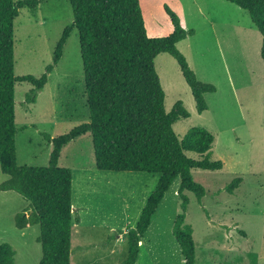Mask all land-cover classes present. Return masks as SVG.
<instances>
[{"label": "rangeland", "instance_id": "374dc122", "mask_svg": "<svg viewBox=\"0 0 264 264\" xmlns=\"http://www.w3.org/2000/svg\"><path fill=\"white\" fill-rule=\"evenodd\" d=\"M140 2L149 36L163 37L174 30L165 4L178 14L184 28L194 29L195 34L177 46L200 80H219L220 94L210 98L211 110L200 114L176 59L167 52L155 59L166 92V110L170 111L177 100H182L191 114L174 123L178 138L182 139L193 126L207 128L215 135L212 159L224 163L220 170H192L195 181L206 189L201 204L193 192H186L190 200L186 222L194 230L196 263L264 264L262 34L247 10L227 0ZM72 23L69 0H45L35 9L22 8L14 23L15 74L39 77L44 73L53 61L65 27ZM31 89L27 81L15 85L17 159L20 165L43 166L49 163L53 145L41 133L57 137L90 117L77 29L71 32L61 60L50 73L46 86L38 92L34 105L26 101ZM28 123L31 124L22 129V124ZM187 155L200 159L196 152L187 151ZM59 165L73 169V203L85 202L89 218L99 224L96 229L105 232L109 225L128 220L123 197L130 219L136 224L160 178L158 173L97 169L90 132L63 147ZM235 177L243 180L230 193L225 187ZM5 179L7 176L0 167V183ZM178 186L179 180L173 183L152 217L163 241L173 246H178L173 225L181 211ZM27 205L18 192L0 190V245L12 244L17 251L16 264H38L42 251L36 241L39 225L25 229L24 234L15 226V214Z\"/></svg>", "mask_w": 264, "mask_h": 264}, {"label": "trees", "instance_id": "16d2710c", "mask_svg": "<svg viewBox=\"0 0 264 264\" xmlns=\"http://www.w3.org/2000/svg\"><path fill=\"white\" fill-rule=\"evenodd\" d=\"M45 0H0V167L7 176L0 190L18 192L29 203L15 214V226L24 229L39 225L37 242L42 247L39 264H70L74 223L72 204L73 171L60 166L63 147L90 132L96 167L103 171H137L160 174L156 189L147 198L134 228L125 235L128 256L120 264H135L140 241L165 194L179 180L181 211L176 215L173 234L180 245L184 264L196 263L193 227L186 222L189 197L201 204L205 187L192 176L194 168L220 170L224 163L212 159L215 135L205 127L193 126L179 139L173 125L191 114L182 100L170 111L165 108L166 92L155 66L156 57L167 52L179 64L190 87L199 113L209 105L205 94L217 91L215 84L197 77L177 44L195 34L182 26L178 14L165 4L174 30L167 36L148 34L140 0H69L73 23L67 25L58 41L52 63L39 77L15 74L14 23L24 7L35 9ZM247 10L262 34L261 57L264 62V0H227ZM79 32L84 68L89 120L67 133L52 137L42 132L53 145L48 165H20L17 160L15 85L27 81L32 89L26 96L35 103L50 73L63 56L71 32ZM200 154V159L187 155ZM242 177L226 185L233 193ZM0 264H15V249L0 245Z\"/></svg>", "mask_w": 264, "mask_h": 264}, {"label": "crops", "instance_id": "0c3cea01", "mask_svg": "<svg viewBox=\"0 0 264 264\" xmlns=\"http://www.w3.org/2000/svg\"><path fill=\"white\" fill-rule=\"evenodd\" d=\"M196 74L197 77H199L198 72ZM215 79L216 80L210 79L206 81H210L217 84L219 80L217 78ZM216 87H217L216 92L205 94V98L209 105V108L200 114H205L211 110L212 106H211L210 98H215V96H218L220 94L219 85L217 84ZM29 104L34 105V103H29ZM29 124L31 123L25 124L26 126L22 124V129H26L27 125ZM240 144L241 143L239 142V145ZM16 146H17V142H16ZM234 153L235 154L238 153L236 147ZM82 177H84V175H82ZM26 202L28 201L26 200ZM123 202L125 204L124 207H126L127 214L129 215L128 220L125 221V219H123L119 223L120 225H111V226L109 225L108 230H106L105 232L103 229H96L97 225L99 224L97 220H93L89 218L88 215L90 214V210L89 208L86 207L85 202L73 203V192H72L74 223H73L72 236H71L70 264H120L127 258L128 242L125 235L128 231L134 228L136 224H133L134 221L130 219L131 216L128 212V207L124 201V197H123ZM86 222H88L87 225H85ZM153 224L154 223L151 222L147 233L145 234L144 237H142L140 241V254L135 264H174L175 260L177 264H184L185 259L182 255L179 243L178 246L177 244L173 246V243H171L170 245L166 244L167 242L163 241V235L161 233V230L159 229V227L153 226ZM28 228L29 227L19 230H22V234H24L25 232L24 230ZM38 244L40 243L38 242ZM175 252H177L178 255H176ZM16 255H17V251L15 250V256ZM41 258H42V251L41 253H39L38 256V264ZM15 264H16V259H15Z\"/></svg>", "mask_w": 264, "mask_h": 264}]
</instances>
